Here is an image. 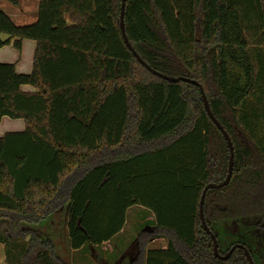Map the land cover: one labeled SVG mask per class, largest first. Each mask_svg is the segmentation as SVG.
I'll return each instance as SVG.
<instances>
[{
    "label": "trees",
    "instance_id": "1",
    "mask_svg": "<svg viewBox=\"0 0 264 264\" xmlns=\"http://www.w3.org/2000/svg\"><path fill=\"white\" fill-rule=\"evenodd\" d=\"M19 5V0H7ZM40 0L17 24L0 10V48L36 42L33 70L0 62V243L6 264H71L38 226L66 211L69 246L112 240L134 205L154 213L130 264H264V0ZM31 85L35 92H25ZM167 246L147 249L156 236ZM242 245L243 247L239 246ZM232 254L225 256L234 248ZM107 261V260H106Z\"/></svg>",
    "mask_w": 264,
    "mask_h": 264
},
{
    "label": "crops",
    "instance_id": "2",
    "mask_svg": "<svg viewBox=\"0 0 264 264\" xmlns=\"http://www.w3.org/2000/svg\"><path fill=\"white\" fill-rule=\"evenodd\" d=\"M26 1L30 2V0H25V2ZM6 2H9V1L0 0V10L4 11L9 16H11V18L17 24L27 25V23H29L30 19H32V21H33V20L38 18V7H39L40 0H34V4H36L34 9H32L31 5H29V4H25V7H23V0H22V3L19 0V5H14L11 2H9V3H6ZM29 40H31V39H24L23 40L21 50L15 48L12 44L1 47L0 48V62L15 63L17 71L21 72V73L32 72L36 42L33 40L34 43H28ZM26 44H28L27 45L28 48L31 46H34L33 47V57H30V54H28V56L25 58L23 52H24ZM6 48H9V49H6ZM22 90L25 92H35L36 88L31 86V85H23ZM0 127L2 128V130L0 132V137H1L7 132L23 131L25 129V121H24V119H20V118L19 119H12L10 117L5 116L0 121ZM132 207H135V206H132ZM132 207H130V208H132ZM136 207H138V209H136L137 212L141 213V215H142L141 218H145L144 216H149L148 218L145 219L146 223L147 224L152 223V225H150V226L148 225L149 227L147 226L144 230L152 231L155 228V224L153 223V220H155L154 213L151 210H149L143 206H140V205L137 206L136 205ZM127 222H128V220H126V223ZM125 225H127V224H125ZM125 229H126V226H124V228L116 236H114V238L112 240H110L106 243H113L119 237L122 239L123 238L122 236L125 232ZM155 242H162V245L166 243V245L162 246L164 248L167 246V240L163 236H160V235L156 236L148 244H150V243L153 244ZM0 244H1V246H0V253H1L0 264H6V255H5L6 252L4 249H2V248H5V245L3 243H0ZM82 248H84V247H82ZM82 248L77 249V250L71 249V251H68L67 258H65V259L68 260L71 264H83L82 261H80L78 263V260L83 258L84 263L91 264V262H93V259H91V258L93 257L95 260V258H97L96 256H98V257H100V259L97 258L98 259L97 261L99 263L123 264V259H120L117 262H111L112 259L116 256L114 253L115 250H113V249L112 250L110 249V251H108V253L106 255H103L99 251H98L99 253H96L95 250L90 247L89 251H90L92 257L89 258V254L87 252L85 253V256H83L81 254V257H79V254H80ZM85 250H87V249H85ZM83 252L84 251H82L81 253H83ZM2 255H4V256L2 257ZM131 262H132V260L130 259L129 262L128 263L126 262L125 264H130Z\"/></svg>",
    "mask_w": 264,
    "mask_h": 264
},
{
    "label": "rangeland",
    "instance_id": "3",
    "mask_svg": "<svg viewBox=\"0 0 264 264\" xmlns=\"http://www.w3.org/2000/svg\"><path fill=\"white\" fill-rule=\"evenodd\" d=\"M22 3V0H20ZM9 3V2H6ZM11 4V3H10ZM25 4H29L31 5L32 9H34L35 5L34 4V0H30L26 1L23 0V7H25ZM37 19L33 20L30 19L29 23L27 24H32L36 21ZM31 41V42H30ZM28 43H34L33 40H29ZM28 44H26L25 49H24V56L25 58L28 56V54H30V57H33V47H27ZM9 49V48H6ZM2 128L0 127V132H1ZM135 207H132L130 209H128L127 212V220L128 222L126 223V229L125 232L123 234V238L121 239L120 237L117 238L113 243H104L101 246H98V251L103 254L106 255L108 253V251H110V249L115 250V257L112 259L111 262H117L120 259H123V264H125L126 262L128 263L129 260H133L134 257L137 255V237H138V233H140L142 230H144L148 225H152L151 224H147L146 223V218H148L149 216H144L145 218H141V213L137 212L136 209H138V207H136V205H134ZM138 206V205H137ZM140 214V215H139ZM155 222V220H153V223ZM148 226V227H149ZM38 229L43 230L46 234H48L52 239L53 242L56 246V251L58 253L59 256L63 257V258H67V254L68 251H71V248L69 246V236H68V228L66 225V211L62 210L61 212L57 213L55 216H53L52 218L48 219L47 221L41 223L38 226ZM150 229V228H149ZM162 241V240H161ZM164 242V241H163ZM166 245L163 244L162 242H155V243H150L147 245V249H151V248H157V247H162ZM1 246V244H0ZM118 246V247H117ZM90 245H86L84 248H82L81 252L84 251L83 253L80 252L79 257H81V254L83 256H85V253L87 252L89 254V258H91V253H90ZM5 250V248H2ZM87 249V250H85ZM1 255V253H0ZM6 255V254H5ZM4 255H2L3 257ZM98 259H100V257L96 256ZM97 258L92 257L91 259H93V262H91V264H103V263H99L97 260ZM82 261L83 264L84 263V259L81 258L80 260H78V263ZM103 262V261H102ZM89 264V263H88Z\"/></svg>",
    "mask_w": 264,
    "mask_h": 264
},
{
    "label": "water",
    "instance_id": "4",
    "mask_svg": "<svg viewBox=\"0 0 264 264\" xmlns=\"http://www.w3.org/2000/svg\"><path fill=\"white\" fill-rule=\"evenodd\" d=\"M126 3H127V0H122L121 10H120V27H121V31H122V35H123L124 41L127 44V46L129 47V49L134 53V55L136 56V58L138 59V61L140 63H142L145 67H147L150 71H152L157 76L162 77V78H164V79H166V80H168L170 82L186 81V82L193 83V84L199 86L200 91H201V95H202V98H203L204 106H205V109H206L208 115L210 116V118L212 119V121L217 125V127L221 130V132L223 133V135L225 136V138L228 141L231 155H230L229 171H228L227 178L224 181V183H222V184H217V185L216 184H213V183L208 184L205 187L204 191H203V194H202V197H201V201H200V214H201V219H202L203 225H204L206 231L212 235V238L214 240V245H215L214 246V250H215L216 255H218L219 257H221V255L219 254V250H218L219 244H218L217 237L210 230V228L208 227V225L206 223L203 207H204L205 197H206V193H207L208 188H210V187H219V186H222V185H226L231 180L232 173H233V166H234V158H235L234 145H233L231 136L226 131V129L224 128V126L221 124V122L214 115V113H213V111H212V109L210 107V102H209L208 97H207V95L205 93L204 87H203V85L198 80L192 79L190 77H184V76L173 77V76H169V75L163 74V73H161V72L153 69L140 56V54L135 50V48L133 47L132 43L129 40V37L127 35V31H126V25H125ZM239 246L243 247L242 245H239ZM234 249H235V247L231 249V251L225 256V258H228L232 254V252L234 251ZM246 254L248 256V259H249L250 263L251 264H255L254 263V260H253V258L251 256V254L249 253L248 250H246Z\"/></svg>",
    "mask_w": 264,
    "mask_h": 264
}]
</instances>
